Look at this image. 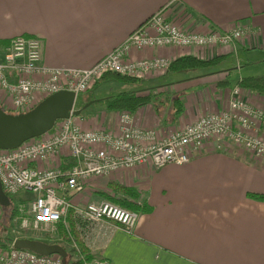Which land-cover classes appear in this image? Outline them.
Wrapping results in <instances>:
<instances>
[{
	"label": "crops",
	"instance_id": "crops-1",
	"mask_svg": "<svg viewBox=\"0 0 264 264\" xmlns=\"http://www.w3.org/2000/svg\"><path fill=\"white\" fill-rule=\"evenodd\" d=\"M11 1L19 12L25 13V19L1 13L0 55L14 36H39L41 63L61 69L91 67L166 5L167 19L184 30L201 32L213 27L225 30L235 24L246 25L248 31L234 46L131 48L126 57L128 60L159 57L170 62L183 55L201 60L219 58L209 66L181 71L156 69L138 81L113 79L118 82L108 85L102 84L111 77L103 75L93 83L90 100L125 91L120 83L153 81L151 88H161L168 98L166 103L169 106L172 103L173 108L168 106L165 116L159 108L162 101L155 96L151 103L131 114L136 126L154 129L160 137L225 108L231 89L240 78L264 74V0ZM149 89L133 91L156 94ZM240 94L250 104L264 107V95L242 88ZM42 98L43 94H36L34 105ZM174 99L181 103V111L171 117L176 111ZM90 100L85 99L77 108ZM92 103L78 115H72L74 121L82 129L115 132L120 111L96 103L89 108ZM0 105L7 112L18 113L11 109L1 89ZM259 131L264 137V127ZM215 145L214 140L207 141L183 164L168 163L160 168L141 164L103 178H89L83 191L74 196L85 195L88 188L95 191L96 185H100L105 194L112 192L118 197L120 194L108 185L113 182L136 191V201L141 204L130 230L103 220L89 229L87 239L81 227L79 234L85 237L91 253L112 264H264V161L233 141L225 140L222 149ZM71 163L69 152L61 148L47 160L33 165L40 169H65ZM74 196L70 197L72 203Z\"/></svg>",
	"mask_w": 264,
	"mask_h": 264
},
{
	"label": "built area",
	"instance_id": "built-area-1",
	"mask_svg": "<svg viewBox=\"0 0 264 264\" xmlns=\"http://www.w3.org/2000/svg\"><path fill=\"white\" fill-rule=\"evenodd\" d=\"M166 6L158 9L105 57L86 69H61L41 63L42 40L39 36L17 35L10 38L0 55V89L9 99L11 109L23 112L34 105L36 94L70 90L76 95L90 88L109 72L141 77L156 67L154 60H128L131 48L156 46H234L246 32L235 24L230 29L207 28L184 30L166 17ZM234 48V47H233ZM161 69L169 60L159 58ZM157 59V60H159ZM156 60V59H155ZM264 107L250 104L235 84L226 107L205 114L173 133L160 137L154 129L136 126L130 111H120L115 132L108 129H82L72 115L59 119L39 137L24 141L14 149H0V183L13 197L19 191L29 192L27 213L33 225L54 224L73 209L84 222L114 221L126 230L135 225L138 213L111 201H95L75 206L71 194L81 192L89 178L141 164L160 168L168 163L183 164L192 153L209 140L222 149L225 140L233 141L264 161ZM61 148L72 159L68 168L40 169L34 162L47 160ZM24 219L22 227L27 225ZM16 238V237H15ZM14 238V239H15ZM13 239V240H14ZM12 240V241H13ZM11 244L0 245V264H62L58 254L41 255ZM80 264H112L105 258Z\"/></svg>",
	"mask_w": 264,
	"mask_h": 264
},
{
	"label": "rangeland",
	"instance_id": "rangeland-1",
	"mask_svg": "<svg viewBox=\"0 0 264 264\" xmlns=\"http://www.w3.org/2000/svg\"><path fill=\"white\" fill-rule=\"evenodd\" d=\"M0 5L4 6L3 8L0 7V23L3 21V17L1 16V13H3L5 15V17H7L11 14V16L16 18V19H18L19 17L24 18L23 14H25V13L22 14V12H19L17 10V8L14 6V4H12L11 0H0ZM1 10H3V11H1ZM243 26H245L246 31H248V27L246 25H243ZM240 36H242V35H240ZM147 59L155 61L156 67L153 70H156V69L159 70L162 68V65L159 63V61H160L159 57H153V58H147ZM157 59H159V60H157ZM140 60H142V59H140ZM143 76L144 75H142L141 77H143ZM114 80H113V78H108V80H104V83L102 85H108L111 82H118V81H114ZM151 82H153V81H141L140 83H138V82H136V83H120V86L125 88V91H133V90L139 91L140 89L150 88L149 90L153 91V93H156L155 95L157 96V98L160 101H162V102H160L159 108H160V111H162L161 113H164V115L166 116V113L168 112V109H169V108H167L169 105L166 103V101H168L166 99H168V98L164 94L163 90H160L161 88L155 87V89H152L153 87L150 86ZM237 86L240 90L241 87L239 85H237ZM89 89L90 88H88L86 91H84L83 94H77V97H76L77 105L75 104V106H74L75 108L79 107V105H81V103L85 99L88 98V100H90L93 91L89 90ZM163 102H165V103L163 104ZM94 106L95 105L92 103L89 106V108H93ZM169 107L173 108L172 103ZM101 178H103V177H101ZM97 183H98V181L96 182V184ZM96 186L97 187L94 188L95 191L89 190V188H88L86 191L87 193H85V195L81 194L78 196L77 195L74 196L75 194H71L70 197L74 196L75 197L74 201L77 202V203H75L73 201V204L75 206H79L81 204H85L88 202H95V201H101V200L113 202L111 199L117 198V197H115V195L112 192L109 194H105L104 193L106 191L105 188L100 187V185H96ZM110 189L114 193H116L117 195L120 194V196H118V198H125L126 195L124 196V194H125L124 192L116 191L113 188H110ZM21 194H22V196H21ZM27 195H28V197H27ZM27 195H24L22 191H19L18 193H16L15 196L10 197V205L9 206H1L0 205V239H1V236H3V237H5V239L2 238V240L7 242L8 239L13 240L15 237H26V238L41 240V241L48 242V243L60 244L61 246H63L65 248V250L67 252V255L65 258V261H67L66 264H80L82 260H85L87 262H92V261H95V260H98L99 258H101V257H98V256L91 253L90 249L86 246V243L84 242L86 240L85 237L83 238V236H80V234H79L82 232V231H80V228L82 227L83 232H86L87 233L86 235H88L89 229L93 225L97 224L98 222H91V221L84 222L73 211L72 216H74L76 231L79 235V238L83 241L84 245L87 247V249L91 255V258H87L85 256V254L78 247L75 237L72 236V234L68 228V225L66 223V217L67 216L65 218H63L61 221H63L65 228L67 230L68 239L63 237V234L60 232V230L57 227V225L60 221L58 223H54V224H47V225L37 224L36 226L33 225L31 217L27 213V206H26V202L30 201L33 196L30 194H27ZM24 219H26L28 221V223L25 227H22L21 223ZM88 237H89V235L87 236V239H89Z\"/></svg>",
	"mask_w": 264,
	"mask_h": 264
},
{
	"label": "water",
	"instance_id": "water-1",
	"mask_svg": "<svg viewBox=\"0 0 264 264\" xmlns=\"http://www.w3.org/2000/svg\"><path fill=\"white\" fill-rule=\"evenodd\" d=\"M76 94L70 90H59L48 94L30 109L10 113L0 105V149L18 147L24 141L39 137L48 132L58 119L78 115L84 107L95 100L86 102L81 108H75ZM0 205L9 206L10 198L3 191L0 183ZM12 245L29 249L41 255L58 254L62 264L67 252L57 243H48L26 237H16Z\"/></svg>",
	"mask_w": 264,
	"mask_h": 264
},
{
	"label": "trees",
	"instance_id": "trees-1",
	"mask_svg": "<svg viewBox=\"0 0 264 264\" xmlns=\"http://www.w3.org/2000/svg\"><path fill=\"white\" fill-rule=\"evenodd\" d=\"M219 58H212L209 60H201L196 58L195 56L192 55H183L180 57H177L173 59L169 65H168V70L169 71H181L185 69H191V68H197V67H206L209 66L213 63L216 62ZM103 77H111L115 80H118L120 82H135L140 80V77H133V76H128V75H122L116 72H109L106 73ZM102 77V78H103ZM237 85H239L241 88L246 89L250 92H253L254 94H259V95H264V74L262 75H253V76H245L240 78L237 81ZM156 96L155 94L152 93H147V94H141L138 92L134 91H123V92H118L116 94L112 95H107L105 97L96 99L93 103L96 104H102V106L105 109L109 110H118V111H130L133 112L137 108L141 107L144 104L151 103L152 98ZM173 105L176 107V111L172 113L171 117H175L177 114H179L181 111L180 105L181 103L179 102L178 99L173 100ZM108 185L113 188L116 191H122L124 192L127 197H130V200L127 198H112L111 200L115 202L116 204L125 207L127 209L133 210L138 212L140 209V204L136 201L137 197V192L134 191L132 188L129 187H124L122 185L113 183V182H108ZM73 215V209H69L66 217V223L68 225V228L72 234V236L75 237L76 243L80 250L85 254L87 258H91V255L87 249V247L84 245L83 241L79 238V235L76 231L75 227V220ZM58 229L60 232L63 234V237L68 239V233L65 228V225L63 221H60L57 225ZM5 239V237L1 236L0 239V245L3 247H7L11 244V239H8L7 242L2 240ZM67 261H64L63 264H66Z\"/></svg>",
	"mask_w": 264,
	"mask_h": 264
},
{
	"label": "bare ground",
	"instance_id": "bare-ground-1",
	"mask_svg": "<svg viewBox=\"0 0 264 264\" xmlns=\"http://www.w3.org/2000/svg\"><path fill=\"white\" fill-rule=\"evenodd\" d=\"M16 148V147H15ZM11 149H14V148H11ZM9 197V196H8Z\"/></svg>",
	"mask_w": 264,
	"mask_h": 264
}]
</instances>
